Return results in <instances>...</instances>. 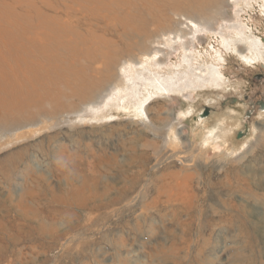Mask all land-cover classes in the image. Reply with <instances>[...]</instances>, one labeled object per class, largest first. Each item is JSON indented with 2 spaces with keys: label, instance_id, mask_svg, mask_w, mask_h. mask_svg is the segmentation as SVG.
Returning <instances> with one entry per match:
<instances>
[{
  "label": "rangeland",
  "instance_id": "obj_1",
  "mask_svg": "<svg viewBox=\"0 0 264 264\" xmlns=\"http://www.w3.org/2000/svg\"><path fill=\"white\" fill-rule=\"evenodd\" d=\"M41 1L31 0L38 15L58 17L82 39L133 51L130 8L145 0H103L116 9L90 26L86 0L53 8ZM173 19L177 32L153 34L146 52L136 48L101 74L105 83L80 111L69 99L56 118L6 131L0 124V264H264V0H220L207 21ZM157 120L162 163L147 147ZM182 145L196 154L208 148L204 172L235 166L242 190L234 185L230 195L222 185L202 195L201 183L197 198L156 197L151 185ZM141 155L150 158L146 168L136 162ZM175 163L180 171L191 161ZM133 176L140 183L132 190ZM108 182L113 197L94 199ZM111 199L117 203L101 205Z\"/></svg>",
  "mask_w": 264,
  "mask_h": 264
},
{
  "label": "bare ground",
  "instance_id": "obj_2",
  "mask_svg": "<svg viewBox=\"0 0 264 264\" xmlns=\"http://www.w3.org/2000/svg\"><path fill=\"white\" fill-rule=\"evenodd\" d=\"M11 1L13 5L0 0V124L4 131L26 124H35L39 117L56 118L60 116L63 111L67 110L65 100L74 99L72 107L69 108H73V111H80L82 105L94 102L95 96L105 83L107 76L100 77L101 74H112L122 60L130 59L136 48L138 53L146 52L145 39L153 34L178 31L179 21L176 22L173 19L174 15L183 16L192 22L195 19L207 21L220 8V0H145L140 6H135V4L130 10L133 9V15L131 14L133 16V37L138 40L134 38L132 51L126 43L122 49L110 50L112 47H109V50H105L101 47V42L94 44L87 40L88 37L82 39L85 34L69 26L66 27L58 17L53 19L51 15L42 13L38 15L39 9L37 5L32 4L31 0ZM64 1L49 0L50 4H48L43 0L41 3L53 8L52 5L58 6ZM86 3L93 6L86 8L88 26L94 24V20L98 19L102 11L114 12L116 9V7L114 9L105 8L103 0H86ZM27 6H30V9H27ZM211 8L213 10H210ZM17 9L22 11L19 12ZM129 16L128 14L127 17ZM85 30V33L93 35L88 28ZM99 40L101 39L98 38L97 41ZM100 63V67L93 68L94 65ZM91 72L94 73V77L89 76ZM157 121L155 124L158 127L151 128L154 134L153 138L149 139L147 147L152 150L153 155H156L151 159L161 162L163 158L159 156V149L163 148V144L158 139L163 134L161 133L163 120ZM220 130L223 134V141L234 148L235 144L227 140L228 137L230 139V134L228 136L230 131H227V128L221 129V127ZM193 147L194 145H190V150L184 151L182 145V154H178L171 160L173 155L166 156L163 161L164 165L159 170L162 178L154 179L151 185V190L155 191L156 197L171 198L169 201L180 198L183 200H189L191 197L197 198L193 189L195 185L199 187L201 183L203 191H199L202 195L208 189L222 185L229 188L230 195L235 193L232 189L234 185L238 190H242L240 186L245 183V180L238 175L234 176L232 171L237 169L235 166L223 168L217 176L211 171L204 172L199 163L207 161L208 148L198 150L199 153L196 154ZM175 159H183V162L191 161V163L177 171L174 170ZM147 160H150L148 156L141 155L137 157L136 162L140 167H145ZM88 176H85V179L88 180ZM137 182L140 183V178L133 176L132 190L137 187ZM112 184L108 182L103 186L101 193L95 194L93 198L103 201L112 198L115 188ZM87 187L89 188L88 185ZM117 190L115 189L114 199L118 201ZM122 193L123 191L120 193V198L125 199L130 192H124L121 196ZM114 199L101 205L109 206L117 203Z\"/></svg>",
  "mask_w": 264,
  "mask_h": 264
},
{
  "label": "flooded vegetation",
  "instance_id": "obj_3",
  "mask_svg": "<svg viewBox=\"0 0 264 264\" xmlns=\"http://www.w3.org/2000/svg\"><path fill=\"white\" fill-rule=\"evenodd\" d=\"M262 104V103H261Z\"/></svg>",
  "mask_w": 264,
  "mask_h": 264
}]
</instances>
